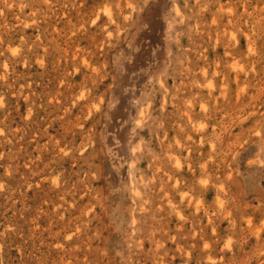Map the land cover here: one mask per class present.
<instances>
[{
  "label": "rangeland",
  "instance_id": "rangeland-1",
  "mask_svg": "<svg viewBox=\"0 0 264 264\" xmlns=\"http://www.w3.org/2000/svg\"><path fill=\"white\" fill-rule=\"evenodd\" d=\"M0 264H264V0H0Z\"/></svg>",
  "mask_w": 264,
  "mask_h": 264
}]
</instances>
